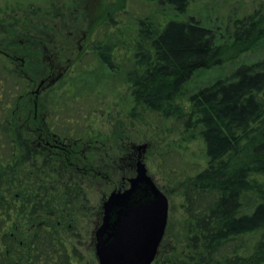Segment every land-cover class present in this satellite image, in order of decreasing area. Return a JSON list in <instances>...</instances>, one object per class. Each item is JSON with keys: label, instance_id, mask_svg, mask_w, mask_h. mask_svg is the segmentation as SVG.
<instances>
[{"label": "trees", "instance_id": "obj_1", "mask_svg": "<svg viewBox=\"0 0 264 264\" xmlns=\"http://www.w3.org/2000/svg\"><path fill=\"white\" fill-rule=\"evenodd\" d=\"M149 1L185 14L194 0ZM217 15L221 23L147 16L135 29L118 25L94 46L110 75L123 71L137 106L176 119L185 141L204 143L207 165L183 188L184 241L161 246L153 264H264V57L192 87L196 72L224 63L227 49L264 45V0L238 13L231 32L233 16ZM34 68L0 54V264H80L62 231L87 212L83 183L109 181L113 172L107 166L100 179L72 166L78 160L67 151L44 153L40 126L50 135L56 117L41 114ZM136 153L126 155L130 162L116 188L135 175ZM113 159L107 157L115 172ZM92 160L78 166L96 167ZM39 173L57 176L55 192H34L41 189Z\"/></svg>", "mask_w": 264, "mask_h": 264}, {"label": "rangeland", "instance_id": "obj_2", "mask_svg": "<svg viewBox=\"0 0 264 264\" xmlns=\"http://www.w3.org/2000/svg\"><path fill=\"white\" fill-rule=\"evenodd\" d=\"M23 1L0 0L2 11L0 13H7L12 8H18ZM80 1L79 6H76L78 11L76 16L79 18L80 27L88 30L90 39L100 36L99 25L109 14L113 21L116 20L121 25L135 29L138 20L147 16H173L186 19L189 15H195L204 20L210 18L212 21L221 23V18L217 14L228 13L234 17L229 25L231 32L235 16L238 13L239 17L244 16L261 2V0H194L185 14H178L168 5H159L149 0ZM235 11L237 15L233 14ZM85 17L88 18L85 19ZM114 29V26L106 25V34H110ZM103 31L104 27H102ZM115 40L110 39V41ZM260 45L253 50L243 52L239 48L227 49L224 63L195 73L192 87L199 88L207 85L230 75L242 64L263 58L264 45ZM74 54L77 55L78 52L75 51ZM97 59L94 54L88 53L85 47L76 59L81 60V63H72L70 71L52 88L46 90L42 97V110L45 113L46 110L48 113L50 111L54 113L53 118L58 114L54 121L56 124L53 127L54 131L57 133L65 131L63 136L69 134L74 138L80 136L84 139L92 137L94 140H100L96 147L105 150L108 158H111V155L114 159H119L120 156L122 158V161H119L122 167L120 172L117 166L114 167L116 169L114 172L111 164L113 161L109 163L108 168H112L113 172L109 181L89 180V183L86 180L83 183L84 194L88 200L87 212L76 214V221L72 226L62 231L70 248L74 247L82 257L80 264H99L95 253L94 232L102 219L100 211H102L103 200L120 184L130 162L126 158L128 153L136 151L139 155L141 151L136 147L147 146L145 151L142 150L143 160L149 174L169 199L168 224L161 244L164 249H168L171 244L179 245L181 241H184L186 220L182 208L183 188L188 178L195 176L207 165L204 143L201 139L185 141L182 134L183 128L176 119L167 118L159 112L137 106L131 89L124 81L123 71H121L122 74H116L114 77ZM31 64L35 67V73L36 69L44 67V63ZM38 77L35 74V79ZM78 157L84 158L82 155ZM45 161H42V165ZM75 163L72 166L77 167L79 164ZM39 175H41L38 177L41 189H46L41 191L36 187L34 192L36 190L38 192L40 190L41 193L55 192L57 176L40 173Z\"/></svg>", "mask_w": 264, "mask_h": 264}, {"label": "flooded vegetation", "instance_id": "obj_3", "mask_svg": "<svg viewBox=\"0 0 264 264\" xmlns=\"http://www.w3.org/2000/svg\"><path fill=\"white\" fill-rule=\"evenodd\" d=\"M80 3V0H24L18 8H12L7 13H0V54L7 57V62L44 63L42 69H36L39 81L35 79L36 89L34 87V92L37 98L43 97L46 90L59 82L70 71L72 63L81 61L76 59L85 47H87L88 53L96 56L94 46L97 43L105 42L106 25L107 27L115 26V28L121 25L120 22L113 21L109 14L99 25L100 36L90 39L88 30L80 27L79 18L76 16L78 12L76 6H79ZM0 12L2 11L0 10ZM87 18L85 17V19ZM102 27H104V33ZM75 51L78 52L77 55L74 54ZM97 60L102 63L99 58ZM44 73L46 76L43 77ZM41 114L45 116L51 113H48L47 110L45 113L42 110ZM57 117L58 114L55 119ZM54 125L56 124L51 125L52 132H49L50 135L47 136H44L43 130L48 127L40 126L39 144L43 147L44 153L53 158L48 149L55 147L57 154L59 151H67L68 158L75 157L78 163L83 161L86 163L91 157L92 162L97 164V168L77 166V169L85 170V174L89 175L92 171L93 175L98 174L100 179H105L108 160L105 150L96 147L100 140H94L92 137L84 139L80 136L74 138L69 134L62 136L63 139H56L61 135L54 131ZM49 136L52 138H45ZM80 155L85 159L79 158ZM136 156L138 157V154ZM119 161H122L121 156L114 160L120 172L122 167L119 165ZM71 163L74 164V162ZM85 174L82 176L83 178ZM128 185L129 183L115 189H124Z\"/></svg>", "mask_w": 264, "mask_h": 264}, {"label": "water", "instance_id": "obj_4", "mask_svg": "<svg viewBox=\"0 0 264 264\" xmlns=\"http://www.w3.org/2000/svg\"><path fill=\"white\" fill-rule=\"evenodd\" d=\"M136 148L141 152L128 187L112 190L102 202V219L94 232L99 264H153L160 254L169 199L143 160L147 146Z\"/></svg>", "mask_w": 264, "mask_h": 264}]
</instances>
